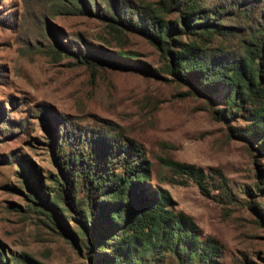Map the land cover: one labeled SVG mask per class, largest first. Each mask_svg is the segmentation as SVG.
Segmentation results:
<instances>
[{
	"label": "rangeland",
	"instance_id": "rangeland-1",
	"mask_svg": "<svg viewBox=\"0 0 264 264\" xmlns=\"http://www.w3.org/2000/svg\"><path fill=\"white\" fill-rule=\"evenodd\" d=\"M111 1L96 0L95 9L94 0H75L92 14H74L55 0H0L3 263L25 254L34 264H91L85 248H75L29 205L24 183L27 178L38 181L40 195L48 196L47 191L56 188L59 155L80 150L94 158L108 154L111 166L120 170L127 152L110 145L109 133L143 147L151 162L150 184L169 191L174 210L193 218L202 240L212 238L221 245L218 264H264V220L256 212L264 208V194L256 188L264 182V150L230 135V126L245 123L241 118L225 120L212 112L223 105L222 90L207 101L185 94L186 88L164 74L156 78L136 69L160 63L157 50L133 33L121 44L123 50L137 53L130 64L134 68L101 65L96 58L81 63L70 53L58 59L51 54L50 47L59 46L58 41L62 47L115 59L120 48L96 15L109 12ZM116 1L130 16L128 5L156 0ZM208 4L233 7L226 12L233 15L248 5L259 13L264 0H204ZM230 21L242 23V18ZM166 158L201 168L208 192L185 174L173 173L161 161ZM222 177L232 194L218 188ZM69 225L77 228L72 220ZM192 260L198 261L196 254ZM164 264L177 263L168 258Z\"/></svg>",
	"mask_w": 264,
	"mask_h": 264
},
{
	"label": "trees",
	"instance_id": "trees-1",
	"mask_svg": "<svg viewBox=\"0 0 264 264\" xmlns=\"http://www.w3.org/2000/svg\"><path fill=\"white\" fill-rule=\"evenodd\" d=\"M55 1L74 14H92L91 8H81L75 0ZM117 3L111 1L109 12L96 13L120 48L115 59H100L94 52L62 47L58 41L59 46L50 47L51 54L58 59L70 53L81 63L96 58L101 65L134 68L130 64L137 53L123 50L121 40L126 34L139 35L157 50L160 66L136 69L156 78L164 74L186 88L185 94L207 101L222 90L223 105L212 112L225 120L241 118L245 123L230 126V135L264 150V6L259 13L248 5L228 15L233 7L204 5V0H156L128 5L127 16ZM94 4L96 9V0ZM238 16L242 23L230 21ZM107 136L110 145L127 152L121 157V169L111 166L108 154L94 158L80 150L59 155L56 188L47 191L48 196L40 195L38 181L27 178L24 183L34 211L57 226L75 248H85L91 264H136L142 259L164 264L168 258L194 264L193 254L195 264H218L221 245L212 238L202 240L193 218L174 210L169 191L150 184L151 162L143 147L130 138ZM161 161L208 192L201 168L169 158ZM222 178L218 188L232 194ZM256 188L264 194L263 181ZM248 193L252 195V189ZM256 212L263 221L264 208ZM27 259L34 264L25 254L11 264H29ZM0 264L10 263H3L0 254Z\"/></svg>",
	"mask_w": 264,
	"mask_h": 264
}]
</instances>
